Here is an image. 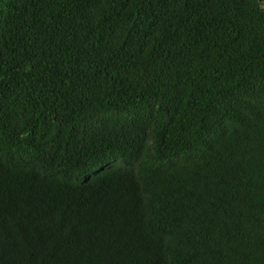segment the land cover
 <instances>
[{"label":"trees","instance_id":"16d2710c","mask_svg":"<svg viewBox=\"0 0 264 264\" xmlns=\"http://www.w3.org/2000/svg\"><path fill=\"white\" fill-rule=\"evenodd\" d=\"M0 264H264V0H0Z\"/></svg>","mask_w":264,"mask_h":264},{"label":"rangeland","instance_id":"374dc122","mask_svg":"<svg viewBox=\"0 0 264 264\" xmlns=\"http://www.w3.org/2000/svg\"><path fill=\"white\" fill-rule=\"evenodd\" d=\"M122 164V162L118 163V165Z\"/></svg>","mask_w":264,"mask_h":264}]
</instances>
